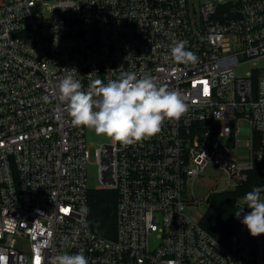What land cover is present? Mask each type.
Listing matches in <instances>:
<instances>
[{"label": "built area", "instance_id": "1", "mask_svg": "<svg viewBox=\"0 0 264 264\" xmlns=\"http://www.w3.org/2000/svg\"><path fill=\"white\" fill-rule=\"evenodd\" d=\"M179 40L197 63L170 58ZM260 60L264 0H0V264L81 251L89 264H264V234L240 223L220 242L189 191L211 166L235 190L257 164L264 190ZM67 69L85 90L149 75L189 104L151 138L96 149V189L118 194L115 238L90 229L87 128L59 100Z\"/></svg>", "mask_w": 264, "mask_h": 264}, {"label": "clouds", "instance_id": "2", "mask_svg": "<svg viewBox=\"0 0 264 264\" xmlns=\"http://www.w3.org/2000/svg\"><path fill=\"white\" fill-rule=\"evenodd\" d=\"M186 40L174 41L170 58L177 64H195L197 55L186 50ZM59 82V100L66 105L74 127H84L125 146L139 143L159 134L165 120H180L189 110L186 98L178 91L157 85L149 75L138 77L122 72L118 79L106 83L93 80L88 88L75 78V69H67ZM47 101V97H44ZM254 187L244 196V204L251 211L243 215L241 223L253 237L264 234V195ZM243 208L236 211L240 217ZM50 264H89L83 252L58 254Z\"/></svg>", "mask_w": 264, "mask_h": 264}, {"label": "trees", "instance_id": "3", "mask_svg": "<svg viewBox=\"0 0 264 264\" xmlns=\"http://www.w3.org/2000/svg\"><path fill=\"white\" fill-rule=\"evenodd\" d=\"M261 164L249 173L248 180L235 190L214 192L208 200V208L202 219V227L214 238L227 243L238 227L237 201L254 187L263 185ZM118 194L111 190L89 191V222L92 232L108 238L116 235V207Z\"/></svg>", "mask_w": 264, "mask_h": 264}, {"label": "rangeland", "instance_id": "4", "mask_svg": "<svg viewBox=\"0 0 264 264\" xmlns=\"http://www.w3.org/2000/svg\"><path fill=\"white\" fill-rule=\"evenodd\" d=\"M207 0H191V2H195V6L199 9L200 4ZM252 64L247 65L246 67L240 69V72L243 74L245 70H248L252 67ZM256 66L260 68H264V60H260L256 63ZM87 140H88V147L90 152V164L87 167V184L88 187L92 189H96L100 185L99 177H98V167L96 165V149L103 143L109 142L110 139L105 136H98L95 134L94 131L87 128ZM226 185L224 182V178L222 172L219 168L211 166L209 167L203 174V176L199 177L193 184H190L189 191L191 195H194L196 200L199 202L204 203L203 206H199L196 209L191 210V214L195 217L198 214H203L208 208V203H206V197L211 194L212 192H225L222 189H225ZM233 190V189H230ZM241 201L244 200L243 198L240 199ZM245 205V204H244ZM243 208V207H238ZM248 210L243 208V211L238 217V223H241L243 219V215L247 214Z\"/></svg>", "mask_w": 264, "mask_h": 264}]
</instances>
